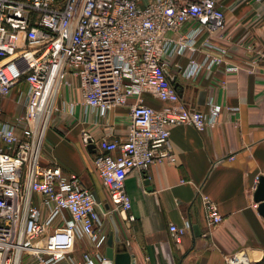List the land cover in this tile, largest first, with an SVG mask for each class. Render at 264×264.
Listing matches in <instances>:
<instances>
[{"label": "built area", "instance_id": "1", "mask_svg": "<svg viewBox=\"0 0 264 264\" xmlns=\"http://www.w3.org/2000/svg\"><path fill=\"white\" fill-rule=\"evenodd\" d=\"M224 16L218 0H0V114L8 113L0 118V264H21L25 254L40 264H94L88 254L82 263L72 260L76 240L87 237L96 248L106 241L93 193L56 162L42 163L61 87L74 94L75 80L82 105L100 118L135 100L124 140L94 144L82 133L85 147L95 145L96 174L131 222L128 174L174 160L171 128L203 132L217 121L220 107L211 100L206 111L183 103L167 68L174 56L187 53L186 66H178L187 80L222 65L224 50L204 53L200 61L194 56L203 38V48L215 49L210 37L224 30ZM144 94L165 106L145 105ZM74 105L71 100L60 110L70 115ZM197 195L208 224H219L216 203ZM169 231L178 240L187 229L170 225ZM225 264L254 262L239 251Z\"/></svg>", "mask_w": 264, "mask_h": 264}, {"label": "crops", "instance_id": "2", "mask_svg": "<svg viewBox=\"0 0 264 264\" xmlns=\"http://www.w3.org/2000/svg\"><path fill=\"white\" fill-rule=\"evenodd\" d=\"M218 5L225 14V28L210 37L215 49L203 48L201 39L194 59L200 61L204 53L219 55L224 50L223 64L202 70L194 80L183 78L178 68L186 66L188 53L174 56L167 68L183 103L206 111L211 100L220 107L217 121L203 132L192 126L171 128L169 145L174 160L156 161L145 173L128 174L125 190L132 202L128 214L133 221L117 209L96 174L94 154L81 144V138L85 132L94 144L102 139L124 140L130 104L135 100L100 118L82 105L75 80L73 98L66 86L60 89L59 118L54 116L52 122L60 120L65 125L48 129L42 163L56 162L64 173L79 176L83 187L96 197L101 233L106 240L117 236L120 248L131 254L135 264H225L226 256L239 251H245L254 264H264V216L253 201L258 179L264 177V1L218 0ZM233 66L238 70H231ZM142 99L154 109L165 106L148 94ZM71 100L73 113H63L60 109ZM199 191L216 203L222 217L219 224H208ZM34 202L38 205L39 198L34 197ZM170 225L187 231L175 240ZM56 226L57 221L51 229ZM101 247L81 238L70 257L82 263L83 255L88 254L98 264L106 246Z\"/></svg>", "mask_w": 264, "mask_h": 264}, {"label": "water", "instance_id": "3", "mask_svg": "<svg viewBox=\"0 0 264 264\" xmlns=\"http://www.w3.org/2000/svg\"><path fill=\"white\" fill-rule=\"evenodd\" d=\"M200 100L204 99V94L200 93ZM95 145L87 146L89 153H95ZM148 185V181H145ZM95 197V196H94ZM96 199V197H95ZM253 201L258 205V212L264 216V177L258 179V183L253 195ZM196 229V228H195ZM104 261L101 264H135L131 254L126 249L120 248V239L117 236L111 235L105 244Z\"/></svg>", "mask_w": 264, "mask_h": 264}, {"label": "rangeland", "instance_id": "4", "mask_svg": "<svg viewBox=\"0 0 264 264\" xmlns=\"http://www.w3.org/2000/svg\"><path fill=\"white\" fill-rule=\"evenodd\" d=\"M70 97L73 98V94H71ZM9 107H10L9 104L8 105H4V108H6V110H8ZM57 112H59V111H57ZM57 112L55 113V116L58 114ZM0 118L1 119H7L8 118V113H4V112L1 113L0 114ZM57 118H59V117H57ZM57 118L55 120H57ZM56 124H64V122L63 121H60V120L59 121L57 120V121L51 122V125H50L51 129H52V126L54 127ZM81 144L84 146L83 138H81ZM45 153H47V152L45 151ZM106 241L102 244V247H103V245L106 244ZM103 261H104V255H101L100 261H99L98 264H101ZM21 264H40V260L38 258H36L34 255L26 254V255H23V258L21 260Z\"/></svg>", "mask_w": 264, "mask_h": 264}]
</instances>
